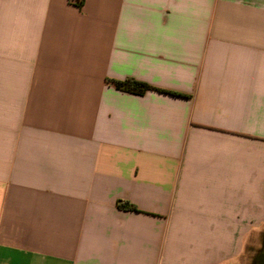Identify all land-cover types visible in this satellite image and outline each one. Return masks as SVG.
I'll list each match as a JSON object with an SVG mask.
<instances>
[{
	"label": "crops",
	"instance_id": "obj_1",
	"mask_svg": "<svg viewBox=\"0 0 264 264\" xmlns=\"http://www.w3.org/2000/svg\"><path fill=\"white\" fill-rule=\"evenodd\" d=\"M263 234L264 0H0V264H251Z\"/></svg>",
	"mask_w": 264,
	"mask_h": 264
},
{
	"label": "trees",
	"instance_id": "obj_2",
	"mask_svg": "<svg viewBox=\"0 0 264 264\" xmlns=\"http://www.w3.org/2000/svg\"><path fill=\"white\" fill-rule=\"evenodd\" d=\"M111 83L117 90L133 94H143L147 89H150V86H148L147 84L133 79H126L123 81H111ZM116 206L122 210L136 211V208L133 205L123 200H117ZM261 241V249L256 252L251 264H256L258 262V255H260L261 252L264 250V234L262 235Z\"/></svg>",
	"mask_w": 264,
	"mask_h": 264
},
{
	"label": "water",
	"instance_id": "obj_3",
	"mask_svg": "<svg viewBox=\"0 0 264 264\" xmlns=\"http://www.w3.org/2000/svg\"><path fill=\"white\" fill-rule=\"evenodd\" d=\"M258 262L259 264H264V250L258 255Z\"/></svg>",
	"mask_w": 264,
	"mask_h": 264
},
{
	"label": "rangeland",
	"instance_id": "obj_4",
	"mask_svg": "<svg viewBox=\"0 0 264 264\" xmlns=\"http://www.w3.org/2000/svg\"><path fill=\"white\" fill-rule=\"evenodd\" d=\"M255 240L257 242L259 240V236H256V239ZM242 261L244 262L245 260H240L239 264H241Z\"/></svg>",
	"mask_w": 264,
	"mask_h": 264
},
{
	"label": "flooded vegetation",
	"instance_id": "obj_5",
	"mask_svg": "<svg viewBox=\"0 0 264 264\" xmlns=\"http://www.w3.org/2000/svg\"><path fill=\"white\" fill-rule=\"evenodd\" d=\"M256 264H259V262H257Z\"/></svg>",
	"mask_w": 264,
	"mask_h": 264
}]
</instances>
